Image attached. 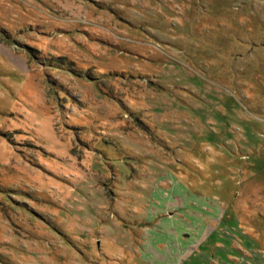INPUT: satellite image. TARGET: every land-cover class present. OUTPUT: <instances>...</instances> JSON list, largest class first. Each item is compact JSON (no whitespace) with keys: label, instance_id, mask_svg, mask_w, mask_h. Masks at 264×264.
Here are the masks:
<instances>
[{"label":"rangeland","instance_id":"rangeland-1","mask_svg":"<svg viewBox=\"0 0 264 264\" xmlns=\"http://www.w3.org/2000/svg\"><path fill=\"white\" fill-rule=\"evenodd\" d=\"M260 257L264 0H0V264Z\"/></svg>","mask_w":264,"mask_h":264},{"label":"crops","instance_id":"crops-1","mask_svg":"<svg viewBox=\"0 0 264 264\" xmlns=\"http://www.w3.org/2000/svg\"><path fill=\"white\" fill-rule=\"evenodd\" d=\"M170 214H171V213H169L168 215H170ZM255 262H256V264H260V263H261V264H262V263L264 264V259H263V257H260V258H257Z\"/></svg>","mask_w":264,"mask_h":264}]
</instances>
